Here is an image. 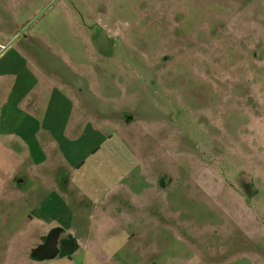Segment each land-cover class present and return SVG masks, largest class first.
<instances>
[{"label": "rangeland", "instance_id": "1", "mask_svg": "<svg viewBox=\"0 0 264 264\" xmlns=\"http://www.w3.org/2000/svg\"><path fill=\"white\" fill-rule=\"evenodd\" d=\"M1 33L27 84L35 69L78 83L93 116L117 119L126 171L156 155L158 210L186 226L183 242L165 231L173 254L264 264V0H0Z\"/></svg>", "mask_w": 264, "mask_h": 264}, {"label": "crops", "instance_id": "2", "mask_svg": "<svg viewBox=\"0 0 264 264\" xmlns=\"http://www.w3.org/2000/svg\"><path fill=\"white\" fill-rule=\"evenodd\" d=\"M3 37L0 264H214L220 254L210 248L197 249L191 261L173 254L165 231L174 229L183 242L186 226L158 210L164 187L153 174L156 155L138 156L142 164L126 171L130 155L119 147L130 140L117 119L93 116L98 108L80 98L78 80L58 91L66 85L35 69L37 78L27 84L29 68ZM19 50L28 54L26 47ZM15 68L22 75H14ZM134 169L152 185L129 181ZM237 257L232 264H263L247 253Z\"/></svg>", "mask_w": 264, "mask_h": 264}]
</instances>
